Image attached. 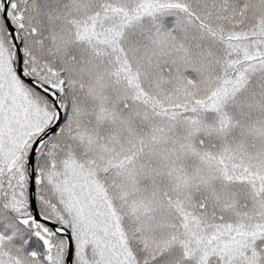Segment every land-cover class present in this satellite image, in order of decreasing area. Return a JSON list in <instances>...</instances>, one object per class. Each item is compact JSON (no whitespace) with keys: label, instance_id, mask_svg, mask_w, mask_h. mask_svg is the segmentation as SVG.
Instances as JSON below:
<instances>
[{"label":"snow or ice","instance_id":"snow-or-ice-1","mask_svg":"<svg viewBox=\"0 0 264 264\" xmlns=\"http://www.w3.org/2000/svg\"><path fill=\"white\" fill-rule=\"evenodd\" d=\"M0 264H264V0H0Z\"/></svg>","mask_w":264,"mask_h":264}]
</instances>
